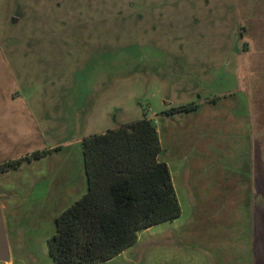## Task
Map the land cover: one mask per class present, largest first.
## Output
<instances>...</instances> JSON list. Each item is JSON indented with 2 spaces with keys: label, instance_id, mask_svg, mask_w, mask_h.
Segmentation results:
<instances>
[{
  "label": "rangeland",
  "instance_id": "obj_1",
  "mask_svg": "<svg viewBox=\"0 0 264 264\" xmlns=\"http://www.w3.org/2000/svg\"><path fill=\"white\" fill-rule=\"evenodd\" d=\"M143 117L181 215L116 264H264V0H0V163L49 150L0 174L13 264H53L82 140Z\"/></svg>",
  "mask_w": 264,
  "mask_h": 264
},
{
  "label": "trees",
  "instance_id": "obj_2",
  "mask_svg": "<svg viewBox=\"0 0 264 264\" xmlns=\"http://www.w3.org/2000/svg\"><path fill=\"white\" fill-rule=\"evenodd\" d=\"M198 108L191 103L165 110L173 115ZM87 191L55 220L47 241L53 264H99L135 245L138 232L181 215L156 126L146 117L82 140ZM49 150L0 163V174Z\"/></svg>",
  "mask_w": 264,
  "mask_h": 264
},
{
  "label": "water",
  "instance_id": "obj_3",
  "mask_svg": "<svg viewBox=\"0 0 264 264\" xmlns=\"http://www.w3.org/2000/svg\"><path fill=\"white\" fill-rule=\"evenodd\" d=\"M9 261H10V248H9L3 213L0 208V263H7Z\"/></svg>",
  "mask_w": 264,
  "mask_h": 264
},
{
  "label": "crops",
  "instance_id": "obj_4",
  "mask_svg": "<svg viewBox=\"0 0 264 264\" xmlns=\"http://www.w3.org/2000/svg\"><path fill=\"white\" fill-rule=\"evenodd\" d=\"M158 134V133H157ZM9 160H15V159H9ZM9 160H7V161H9ZM10 172V171H9ZM86 177V176H85ZM86 191H87V179H86ZM85 191V192H86ZM1 208V210H2V213H3V207H0ZM167 223V222H166ZM157 226V225H156ZM154 227V226H153ZM151 228V227H150ZM146 230V229H145ZM143 231V230H142ZM139 232H141V231H139ZM139 232H138V234H139ZM137 241H138V239H137ZM135 244H137V242L135 243ZM132 248L133 247H130V248H128V249H126L125 251H123L120 255H118L117 257H115V258H113V259H111V260H109V261H107V262H104V263H99V264H116V263H118V261L124 256V255H126L128 252H130V251H132ZM135 255H136V253H135ZM134 255V257L133 258H135L137 261L135 262L134 261V259L132 258V259H127V258H124V259H122V261L120 262V264H143V262H144V260L142 261V260H138V257H136ZM1 264V263H0ZM2 264H13V260H12V258H11V256H10V261L9 262H7V263H2Z\"/></svg>",
  "mask_w": 264,
  "mask_h": 264
}]
</instances>
